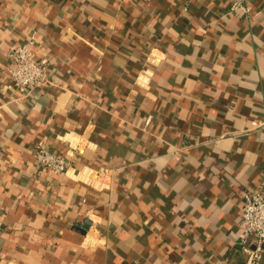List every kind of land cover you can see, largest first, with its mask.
<instances>
[{
	"label": "crops",
	"instance_id": "obj_1",
	"mask_svg": "<svg viewBox=\"0 0 264 264\" xmlns=\"http://www.w3.org/2000/svg\"><path fill=\"white\" fill-rule=\"evenodd\" d=\"M246 3L0 0V264H246L264 0ZM30 39L55 86L23 98L8 68ZM39 145L68 172L38 168Z\"/></svg>",
	"mask_w": 264,
	"mask_h": 264
},
{
	"label": "built area",
	"instance_id": "obj_2",
	"mask_svg": "<svg viewBox=\"0 0 264 264\" xmlns=\"http://www.w3.org/2000/svg\"><path fill=\"white\" fill-rule=\"evenodd\" d=\"M187 3L197 0H184ZM232 11H242L246 15L251 9L246 0H229ZM34 40L30 39L22 45L11 47V64L9 65L10 82L23 98L43 88L55 86L49 72V58L38 59L34 52ZM152 116L145 122V130L152 123ZM35 164L40 169L52 174H66L71 161L66 156L50 151L46 146L39 145L36 150ZM102 172L98 173L100 176ZM5 223L0 219V235ZM240 229L247 252L246 264H261L264 255V191L253 189L244 193L241 203Z\"/></svg>",
	"mask_w": 264,
	"mask_h": 264
}]
</instances>
